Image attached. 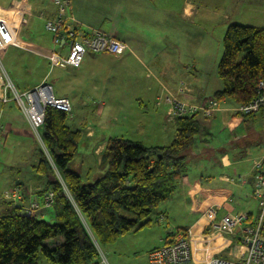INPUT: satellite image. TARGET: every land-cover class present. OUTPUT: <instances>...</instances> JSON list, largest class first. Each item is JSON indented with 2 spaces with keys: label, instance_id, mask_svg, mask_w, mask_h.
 Here are the masks:
<instances>
[{
  "label": "crops",
  "instance_id": "crops-1",
  "mask_svg": "<svg viewBox=\"0 0 264 264\" xmlns=\"http://www.w3.org/2000/svg\"><path fill=\"white\" fill-rule=\"evenodd\" d=\"M247 3L243 0H234L233 9H236L235 4H238L243 9L240 11L242 13L256 10L251 2L249 5ZM19 9L25 10V15L18 14ZM199 12L198 5L190 0H72V14L79 25L102 30L127 42L131 49L130 52L119 57L107 54L86 55L79 69L89 68L90 75L87 76L82 71L78 72L79 69L64 70L52 67L47 59L31 51L53 48L52 34L44 28L45 21L56 16V7L51 0H2L0 15H3L5 20L3 26H5V33L11 32L8 35L4 33L3 39L0 37V65L10 80L5 64L16 77L37 76L38 81L26 85L25 91L41 84H48L53 90L52 85L48 83V75L56 69L62 70L66 75L60 79L66 82L69 94L76 105L83 97L88 102L98 97L103 98L102 106L110 105L111 112L114 113L128 114L129 111H141V113L150 114V117L146 119L147 126L144 122L138 124V127L143 129L149 127L150 134L147 137L150 143L147 144L141 140L131 141L141 142L146 147L166 146L175 134V120L170 116V107L166 98L169 95L177 96L181 83H185L187 89L180 95L181 99L194 104L201 103L207 98H214V93L222 88L220 82L218 87L211 84L212 89H207L202 68L199 70L197 67L208 60L209 49L214 39L205 30H201L194 20ZM234 12L235 10L231 14L226 12L223 14L226 19V22H222L224 26L242 25L240 21L233 19ZM211 13L214 15L215 10ZM21 18L24 21H21ZM238 18L239 20L243 18L240 13ZM9 34L12 35L9 36ZM9 37L11 40H8ZM3 95L0 88V99ZM62 98L69 100L67 96ZM81 103L83 108L79 110L78 124L73 121L69 123L74 128L80 129L84 151H88L95 159L98 168H101L102 152L108 139L113 137L106 139L104 134L102 136L99 134V131L105 128L104 125H110V121L105 120L106 124L102 121L104 113L102 106L94 108L89 103ZM71 105L73 111V104ZM220 105L225 110L219 111L212 118L196 116L200 126L207 131V136L197 141L187 152V171L180 178L175 192L159 205L153 211V216L148 219L149 223L145 227L157 224L161 214L166 220L160 222L162 234L151 239L143 237L144 246L141 252L147 264H149L148 252L169 239V228L191 229L195 260L207 259L212 254L231 260L236 247L235 240L218 237L215 241H209L201 238L209 234V224L206 220L213 218L217 221L227 213H245L251 220L257 215V206L256 211L250 207L251 203L248 199H252L250 194L243 192V189L245 185H249L251 193L252 186L248 180L253 175V163L264 154V132L256 133L254 130V126H258L259 123L263 124L262 128H264V109L254 116L244 118L227 110L235 106L228 100H223ZM0 109L2 110L1 124L6 133L3 146L7 149L10 145L12 149L17 148L20 152L25 150L31 157L25 169L17 170L16 175H12L9 180H1L0 212L4 214L14 206L21 208L27 206L28 202L35 198L43 182L34 170L40 145L32 135L27 119L23 117L13 101L5 104L0 101ZM120 114L118 115L125 118ZM72 117L76 119L74 114ZM112 119L117 118L112 116ZM85 121L86 123H83ZM247 122H251L254 128L247 135L235 136L236 130L241 128L242 124L246 125V129L249 128ZM225 129L230 131L231 139L228 142L216 144L217 132ZM168 131L171 133L168 135L170 141L165 143L167 137L165 139L161 136L165 137ZM153 133H158L159 136ZM114 137L123 138L122 136ZM248 138L255 140L252 145L254 147H251L256 149L255 157L251 159L250 170L240 174L237 169L235 170V166L250 159L246 154L248 147L244 148L245 139ZM5 152L6 150H2L0 155ZM231 168L234 169L229 171ZM12 186L18 187L22 192L21 200L8 203L7 201L10 200H4L2 195ZM231 186L238 189L236 197L232 192L226 191ZM227 199H231L232 202H225ZM211 208L216 209L213 216L208 215ZM119 239L113 244L103 246L111 261H113V255H118V259L121 257V251L116 246ZM99 252L102 253V247ZM92 264H101V260L98 259Z\"/></svg>",
  "mask_w": 264,
  "mask_h": 264
},
{
  "label": "trees",
  "instance_id": "trees-1",
  "mask_svg": "<svg viewBox=\"0 0 264 264\" xmlns=\"http://www.w3.org/2000/svg\"><path fill=\"white\" fill-rule=\"evenodd\" d=\"M217 76L222 84L214 93L217 100L236 106L254 98L264 80V27H227ZM174 120V138L166 146L109 138L100 161L104 174L83 183L68 168L80 129L68 122L67 113L46 107L39 129L44 148L34 167L43 184L34 197L52 191L54 202L31 216L19 206L0 215V264H92L99 259L97 245L113 244L148 225L150 214L173 195L186 173L187 152L207 136L196 116Z\"/></svg>",
  "mask_w": 264,
  "mask_h": 264
},
{
  "label": "built area",
  "instance_id": "built-area-1",
  "mask_svg": "<svg viewBox=\"0 0 264 264\" xmlns=\"http://www.w3.org/2000/svg\"><path fill=\"white\" fill-rule=\"evenodd\" d=\"M56 7V16L44 23V28L52 34L53 48L51 50H31L50 62L52 67L64 70L77 69L81 66L88 54H107L114 57L122 56L130 52L127 42L120 40L102 30L85 28L78 24L72 14V0H51ZM26 11L19 9L18 14L25 15ZM21 21H24L21 18ZM0 88L3 97L2 104L13 101L27 119L30 127L39 136L46 107L50 106L67 114L72 111V106L67 98L55 97L51 86H40L23 92L17 91L15 85L0 67ZM187 89L185 83H181L179 94L169 95L166 101L170 107V116L173 119L203 115L212 118L219 111L225 110L216 98H207L201 103L194 104L181 99ZM10 91L11 96H6ZM264 109V80H260L255 88L254 98L245 104L236 105L231 109L233 114L247 116L258 113ZM2 110L0 109V151L3 147L5 130L1 124ZM242 180V178H239ZM233 182V180H231ZM250 198L257 204V215L252 220L245 213H227L220 220L207 219L209 224L208 236H202L207 240H217V237L226 240H235L236 247L233 259H226L217 254H212L207 259L195 260L192 246L191 229L180 230L169 228V239L161 246L148 252L149 264H264V154L253 163V175L251 177ZM4 200L18 202L21 200V192L18 188L7 190L3 193ZM54 193L48 191L38 200L31 199L23 208L26 216L33 215L36 211L52 206ZM225 202H232L227 199ZM216 209L211 208L210 216ZM207 215V216H208ZM165 216L161 214L158 222H165Z\"/></svg>",
  "mask_w": 264,
  "mask_h": 264
},
{
  "label": "rangeland",
  "instance_id": "rangeland-1",
  "mask_svg": "<svg viewBox=\"0 0 264 264\" xmlns=\"http://www.w3.org/2000/svg\"><path fill=\"white\" fill-rule=\"evenodd\" d=\"M190 1L198 5L199 10H200L198 15L194 18V20H196V23L199 25L201 30H205L209 36H212L211 38H214L213 42L211 41L212 44H211V49H209L208 60H206L204 64L202 65L200 64L199 66H197L199 67V70L202 68V71L204 74L203 78L205 79L207 83V89H212V85L213 86L217 85V87L220 85V80L217 77V65L223 53V37H224L225 29L228 26V25L224 26L225 24L222 23V22H226V19H224L223 14L225 12L231 14V12L235 10L234 12L235 15L233 16V19L240 21V24L245 25V26L257 25V26L263 27L264 26V0H243V1H247L248 5H249V2H251L252 5L256 7L255 11H252V12L247 11V13L240 12L243 9H241L238 6V4H235L237 5V7L236 9H233L234 0H190ZM213 10H215L214 15H212L211 13V11ZM239 13H240V16L243 17L242 20H239L238 18ZM3 25H5V20H4L3 15H0V37L1 39H3L2 35L5 33V29H4L5 26ZM10 32L11 31H9L8 33ZM8 33H5V34L8 35ZM11 35L12 34H9V36ZM8 40H11V37H9ZM5 68L7 72L9 73L11 80L13 84L15 85L17 91H19V93L21 94L23 92H26L24 90L27 87L26 85H31L33 81L35 83L36 81H38V78L36 75H31V76L29 75V76H24L20 78V77L15 76V74L11 71L8 65L5 64ZM81 71L87 76L90 75L89 68H87V70H84V69L81 70V68L78 70V72H81ZM198 73L201 74L200 72ZM65 75L66 73L64 71L56 69L53 72H51V75H48V79H49L48 83L52 85L55 97L58 98L62 96H67L69 98V100L73 104V111L70 114H68V122L73 121L76 124H78V121H79L78 118L80 116L79 110L83 108L81 105L82 104L81 102L89 103L94 108H98L102 106L101 100L103 98L96 97L95 100H90L88 102L87 99L83 97L81 102H79V104L76 105L73 102L72 97L69 94L70 91L68 90V86L66 85V82L64 81V79H60L61 77L64 78ZM7 96H11L10 91L7 93ZM102 109H104V113L101 119L104 123H105V120H109L110 125L105 123L106 124L104 125L105 128L99 131V134L101 136L104 134L106 139H108L109 137H114V136H122L123 138H126V139L141 140L147 144L150 143V140H148V137H147L150 134L149 127H147V129L138 127V124L140 122H144L145 125L147 126L148 121L146 119L150 117V114H144V113H141V111L140 112L129 111L128 114L114 113V112H111L110 105H107L105 107L102 106ZM72 114L76 116V119L72 117ZM118 114L125 116V118L119 116ZM112 116L116 117L117 119L116 120L112 119ZM23 117L25 116L23 115ZM83 123H86V121ZM94 124H96L97 125L96 127L99 128V125L97 124L96 121H94ZM246 124L249 127L248 129H246L245 124H242L241 128L237 129L234 135L235 136L242 135V134L247 135L249 131L252 130L254 127H255L254 130L256 133H258L259 131L260 133L264 132V128H262L263 124L261 123H259L260 125L258 124V126L255 125L254 127L251 122L250 123L247 122ZM155 131L157 132L158 130H155ZM31 133L35 137L37 144L40 145L39 148L43 149L44 147L42 145L41 138L38 137V135L32 129H31ZM153 134L157 137L159 136L158 133H153ZM170 134L171 133H169L168 131L167 134L165 133V137L161 136L162 138H165V139L167 137V142L165 143H168V141H170V138L168 140V135ZM230 134H231L230 131L226 129L220 132H217L215 143L218 144L220 142L222 143H225L226 141L228 142V140L231 139V137H229ZM245 142H246V145L244 148L248 147L246 149V154L248 155L250 159L249 161H245L235 166V170L237 169L238 173L240 174L241 172L247 173L250 170V166L252 163L251 159L255 157L256 149L251 148V147H254L252 145L255 143V140L252 141V139L248 138V139H245ZM2 150H6V152L0 155V188H2L1 180L2 181L9 180L11 179L12 175L13 176L16 175L17 170L25 169L29 165L30 162L28 161H30L29 159L31 158L30 156H28V153L25 150L20 152L19 149L17 148L12 149L10 145L9 147H7V149L6 147L3 146L1 151ZM1 151H0V154H1ZM68 168H70L71 170L79 174L83 183H91L93 182L94 179H96L97 177H100L105 172L104 169L98 168V166L96 165L95 159L88 153V151H84L83 139L81 138L79 141L77 153L74 156L73 160L68 165ZM232 169L234 168L229 169V171L230 170L232 171ZM233 178L235 179V177ZM236 181H237L236 183H238L237 179ZM13 188H18V187L12 186V188L10 189H13ZM249 188H250L249 185H245L243 192L248 193L249 195L250 194ZM226 191L228 193L232 192V194L236 197L238 189L231 186ZM248 200L251 203L250 207H252L253 210H255L257 206L255 201H252L250 199ZM0 215H2L1 212H0ZM152 216H153V212L150 214L149 217H152ZM161 226H162L161 223L157 222V224H153L151 225V227L142 228L138 232L134 233L133 231H130L122 235L119 241L116 243L117 249L121 251L120 253L121 257L119 259H118V255H113L114 256L112 258L113 261H111L108 258L107 250L102 247V253L100 254L99 252V259L101 260V264H147L144 256L142 255L143 252H141L144 246L143 237L146 236L147 239H151V238H155L156 236H159L160 234H162ZM97 248H98V251H100V247L98 245H97Z\"/></svg>",
  "mask_w": 264,
  "mask_h": 264
},
{
  "label": "water",
  "instance_id": "water-1",
  "mask_svg": "<svg viewBox=\"0 0 264 264\" xmlns=\"http://www.w3.org/2000/svg\"><path fill=\"white\" fill-rule=\"evenodd\" d=\"M248 182L250 183V182H251V179H250V180H248ZM19 184H20V185H22V183H21V182H19Z\"/></svg>",
  "mask_w": 264,
  "mask_h": 264
},
{
  "label": "bare ground",
  "instance_id": "bare-ground-1",
  "mask_svg": "<svg viewBox=\"0 0 264 264\" xmlns=\"http://www.w3.org/2000/svg\"><path fill=\"white\" fill-rule=\"evenodd\" d=\"M218 238V237H217Z\"/></svg>",
  "mask_w": 264,
  "mask_h": 264
}]
</instances>
